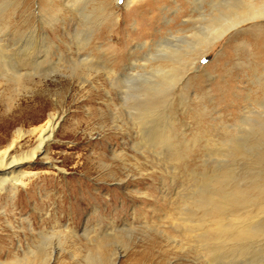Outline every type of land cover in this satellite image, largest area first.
<instances>
[{"label":"rangeland","instance_id":"rangeland-1","mask_svg":"<svg viewBox=\"0 0 264 264\" xmlns=\"http://www.w3.org/2000/svg\"><path fill=\"white\" fill-rule=\"evenodd\" d=\"M175 1L152 11L141 1L0 0V150L17 130L58 121L50 163H27V186L0 194L1 263L264 264V37L245 33L264 21L229 34L182 85L152 92L158 109L173 98L156 119L169 117L168 141L143 140L155 124L131 114L146 97H129L119 75L196 17L194 0ZM154 16L147 31L142 18ZM36 143L28 135L13 152ZM215 208L232 231L258 233L211 240ZM37 248L53 256L28 255Z\"/></svg>","mask_w":264,"mask_h":264},{"label":"bare ground","instance_id":"bare-ground-1","mask_svg":"<svg viewBox=\"0 0 264 264\" xmlns=\"http://www.w3.org/2000/svg\"><path fill=\"white\" fill-rule=\"evenodd\" d=\"M139 1L146 2L145 4L149 6L150 10L154 11L157 8L159 10L160 5L165 0H127V5L135 4ZM173 3L177 4L175 0H173ZM157 4H159V7L156 6ZM192 4L191 11L196 14V17L181 21L180 30L174 33L170 32L166 37H162L161 41L155 42L154 51H152L150 46L144 45L145 48L149 49V52L140 60L142 64H139L138 61L131 63L119 75L130 84L128 88L131 94L127 93L129 97L133 96L136 99L146 97V99L142 100V102H137L133 107V110L137 111L138 114H131L136 116L139 126H142L145 122L155 124L152 127L153 131L149 135L141 129V133L144 134H142L144 136L143 140L147 142H163L168 141V138H170L166 128L171 124L167 122L169 117L166 115V122H161V124L157 125L156 119L161 120L159 117L168 113L173 98L166 99L160 111L157 108V102H153L152 97L150 98L153 95L152 92L154 93L155 91V93L161 94L164 90H168L169 87L175 89L177 86L182 85L189 78V73L197 65V62L229 34H232L231 37H239L243 32L239 29L243 25L257 20L264 21V0H194ZM164 9L168 10L169 8L165 6ZM175 13L180 14L178 19L186 18V15H188L185 10L180 12V8L175 10ZM189 17L191 16L189 15ZM142 19L145 20L148 27L146 30L148 31L153 26V22L157 20V17ZM245 33L253 38L264 37V27L254 26ZM258 53L264 54V48H259ZM14 79L16 85H19L21 82L20 73L16 74ZM142 82H144L143 85ZM57 123L58 121L54 117L30 132L19 129L15 132L11 144L0 150V194L9 191L16 194L20 188L27 186L23 179L34 176L33 173L30 174L22 170L27 163H31L42 156L47 163H50L47 151L53 139ZM28 135L36 137V145L28 151L14 153L13 151L17 148L18 143ZM237 194L241 196H239L241 199H247L246 192L240 190ZM210 200L213 201L214 199L211 198ZM217 211L218 208H215L208 214L213 226L216 227V236H211V240L215 237L220 238L225 234L233 241H240L258 233L257 230H249L250 228L247 227L232 231L221 221L220 214ZM207 222L205 221V224ZM40 253H43V255L45 253L46 259H51L53 256L49 248L46 249V252L41 248H37L36 251H30L28 255L36 257ZM0 264L4 263L0 262Z\"/></svg>","mask_w":264,"mask_h":264}]
</instances>
